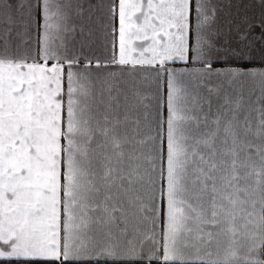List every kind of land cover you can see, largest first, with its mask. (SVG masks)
I'll return each instance as SVG.
<instances>
[{
	"label": "snow or ice",
	"instance_id": "6c2138e0",
	"mask_svg": "<svg viewBox=\"0 0 264 264\" xmlns=\"http://www.w3.org/2000/svg\"><path fill=\"white\" fill-rule=\"evenodd\" d=\"M85 3L0 0V264H264L248 34L217 47L210 0Z\"/></svg>",
	"mask_w": 264,
	"mask_h": 264
},
{
	"label": "crops",
	"instance_id": "0c3cea01",
	"mask_svg": "<svg viewBox=\"0 0 264 264\" xmlns=\"http://www.w3.org/2000/svg\"><path fill=\"white\" fill-rule=\"evenodd\" d=\"M90 2L95 4L96 0ZM210 2L216 7V18L206 33L208 38L217 47L232 49L243 46L240 35L247 33L248 47L245 51L248 58L244 60L232 58V62L257 69L264 67V0H210ZM85 7L87 8V0ZM92 39L95 41L93 49L96 54L103 56V32L97 29ZM251 86L250 82H246V87Z\"/></svg>",
	"mask_w": 264,
	"mask_h": 264
}]
</instances>
